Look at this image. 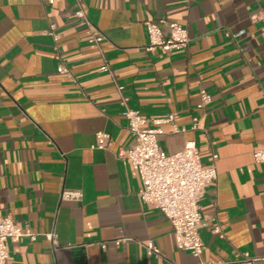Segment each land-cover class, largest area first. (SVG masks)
Instances as JSON below:
<instances>
[{
    "label": "crops",
    "instance_id": "crops-1",
    "mask_svg": "<svg viewBox=\"0 0 264 264\" xmlns=\"http://www.w3.org/2000/svg\"><path fill=\"white\" fill-rule=\"evenodd\" d=\"M83 6L106 37L100 47L75 17V0H0V217L36 235L9 240L7 264H198L177 248L172 223L143 203L138 173L117 157L134 141L126 106L147 127L175 114L158 139L165 153L194 141L203 164L218 157V178L200 201L202 260L264 255V165L254 160L264 150V0ZM148 21L165 34L170 22L183 25L189 44L147 51ZM60 63L73 78L58 73ZM202 89L212 95L205 110ZM195 118L201 129L193 130ZM98 132L111 136L107 150L93 149ZM64 189L82 199L62 201ZM51 232L56 248L44 236ZM150 242L159 255L148 253Z\"/></svg>",
    "mask_w": 264,
    "mask_h": 264
},
{
    "label": "built area",
    "instance_id": "built-area-1",
    "mask_svg": "<svg viewBox=\"0 0 264 264\" xmlns=\"http://www.w3.org/2000/svg\"><path fill=\"white\" fill-rule=\"evenodd\" d=\"M55 0H47L53 3ZM84 0H75V17L82 21L88 29V41L94 46L100 47L106 39L105 35L91 22L83 6ZM257 20V19H255ZM263 24L264 17L260 20ZM149 44L146 50L149 52L163 50L173 52L182 50L190 42L188 30L183 25L170 22L169 32L165 34L159 23L148 21L146 23ZM52 31V30H51ZM55 40L58 36L52 33ZM239 35H235L238 37ZM102 72L110 73V68L105 62ZM59 74L73 78L71 70L65 64L60 63L57 69ZM201 103L199 108L205 110L212 102V95L202 89L200 91ZM124 105L126 106L125 102ZM122 115L127 120V128L133 135L134 141L129 148L121 149L117 157L128 162L138 173L141 181L139 196L149 208L159 210L172 223L174 227L175 243L178 249L189 252L199 259L198 264H224V262H205L202 254L205 249L200 230L205 225L204 216L201 213L200 201L208 186L218 178L215 162L210 165L202 163L197 145L194 141L186 143L183 150L174 154L165 153L159 145V137L165 134L163 125L173 124L176 116L169 114L163 119L154 120L155 127H147V120L140 112L129 109L127 106ZM200 119L195 118L193 130L201 129ZM175 132L180 133L175 126ZM112 138L105 132H98L95 136L93 149L107 150ZM254 160L257 164L264 165V150H256ZM82 199V193L77 190L64 189L61 200L75 202ZM214 232L221 234V228L216 225ZM46 239L57 247V235L54 232L44 235ZM35 239L30 230L25 231L10 217H0V264H7L10 252L8 241H19L22 238ZM221 237L223 235L221 234ZM105 247V245L103 246ZM147 251L150 255H159V250L152 242L148 243ZM264 261L262 256H250L245 254L242 259L228 264H257Z\"/></svg>",
    "mask_w": 264,
    "mask_h": 264
}]
</instances>
